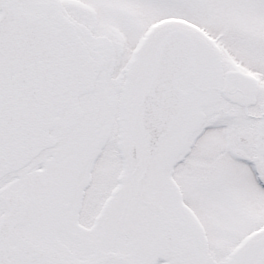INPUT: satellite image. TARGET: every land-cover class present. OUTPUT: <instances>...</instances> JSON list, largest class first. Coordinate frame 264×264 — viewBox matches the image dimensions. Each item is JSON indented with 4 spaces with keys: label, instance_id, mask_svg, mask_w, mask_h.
Wrapping results in <instances>:
<instances>
[{
    "label": "snow or ice",
    "instance_id": "1",
    "mask_svg": "<svg viewBox=\"0 0 264 264\" xmlns=\"http://www.w3.org/2000/svg\"><path fill=\"white\" fill-rule=\"evenodd\" d=\"M0 264H264V0H0Z\"/></svg>",
    "mask_w": 264,
    "mask_h": 264
}]
</instances>
